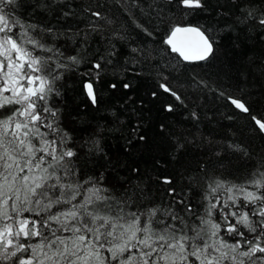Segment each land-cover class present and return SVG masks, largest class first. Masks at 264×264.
<instances>
[{
  "label": "snow or ice",
  "instance_id": "snow-or-ice-1",
  "mask_svg": "<svg viewBox=\"0 0 264 264\" xmlns=\"http://www.w3.org/2000/svg\"><path fill=\"white\" fill-rule=\"evenodd\" d=\"M112 7L0 0V264H264V0ZM230 33L233 50L241 35L259 45L234 70L235 91L217 84L232 78ZM188 68L201 72L180 84ZM145 72L155 85L137 97ZM104 84L125 96L102 109L109 120L92 119ZM180 88L207 90L229 120H247L220 139L160 121L166 155L155 180L144 178L119 150L150 147L146 99L172 114L187 106ZM186 116L199 121V109ZM117 132L124 143L113 151ZM190 146L199 157L182 160ZM170 165L181 183L160 172ZM150 183L163 186L159 198Z\"/></svg>",
  "mask_w": 264,
  "mask_h": 264
},
{
  "label": "trees",
  "instance_id": "trees-1",
  "mask_svg": "<svg viewBox=\"0 0 264 264\" xmlns=\"http://www.w3.org/2000/svg\"><path fill=\"white\" fill-rule=\"evenodd\" d=\"M78 6L90 5L93 8L100 6V9L105 12H109L111 9V14L115 15L116 10L112 7V0H75ZM151 3L152 0H147ZM119 18V17H118ZM193 19H196L195 17ZM123 22V20H121ZM236 37L234 34H228L225 36L224 46L228 48L230 55L228 56L225 64L233 69L232 78L228 81L218 80V86L229 87L230 90L235 91V86L238 82V77L235 74V69L243 64L244 58L250 54L253 47H258V43L254 40L244 38L241 35V47L239 49L233 50L231 48V42ZM193 70L196 72H201L200 68L196 69H185V74L179 77V83H184L187 74H190ZM203 75V73H201ZM128 78H132L129 75ZM111 75L107 77L108 82H111ZM119 79V78H117ZM138 87L136 88V96L144 97L145 90L154 87V79L148 75L147 72L143 76L137 77ZM174 86H178L176 80L172 81ZM241 88L245 85L241 84ZM180 91L186 96L187 106H180L177 108L175 113L165 114L160 111V101L155 100L149 102L147 99L145 101V106L142 112V119L148 123L149 136H150V147L141 148L137 146L131 152H124L120 149V145L124 143L120 132L115 133L113 136L109 137L108 144L111 150H119V158L122 164H130L132 166H139L141 169L142 176L147 178L151 175L153 180H155L156 170L153 168L154 160L159 159L166 155V142L157 133L158 123L160 121L166 122L174 134L180 135H197L200 134L204 137H213L215 139H220L224 136L230 135V129H235L247 120L246 116L236 115L234 120H229L228 115H231V109L225 107L222 101L215 98L207 90L203 92L193 91L191 88L185 89L180 88ZM131 94V93H129ZM239 94V93H237ZM125 96V90L122 85L117 90L113 91L107 87V84L101 86V109L91 114L92 119L109 120L110 116L108 113L104 112L102 109L117 104V100ZM168 98L170 97H163ZM246 98L252 99V97ZM129 107H137L139 105L135 104V100L129 105ZM193 107H197L200 112L199 121H193L190 117L186 116ZM227 113V115H226ZM134 122V120H133ZM247 139V137H245ZM253 146L259 149L261 147V142L259 138H256L253 142ZM200 155V150L198 148L189 147L187 153L181 158L182 160L187 159L189 161H194ZM127 171V169H125ZM161 173L175 174L177 183H181V177L179 175V170L176 169L175 165H170L167 169L161 168ZM187 177L184 178L183 183H187ZM149 187L154 190L155 195L159 198L163 194V186L157 183H150Z\"/></svg>",
  "mask_w": 264,
  "mask_h": 264
}]
</instances>
